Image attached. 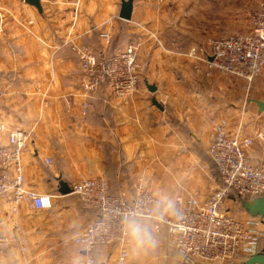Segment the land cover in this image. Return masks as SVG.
I'll return each mask as SVG.
<instances>
[{"label": "crops", "instance_id": "0c3cea01", "mask_svg": "<svg viewBox=\"0 0 264 264\" xmlns=\"http://www.w3.org/2000/svg\"><path fill=\"white\" fill-rule=\"evenodd\" d=\"M121 4L40 0L37 8L0 0V115L10 127L31 131L25 184L52 201L48 208L24 201L13 213L11 195L0 196V233L10 238L0 264H72L80 250L74 237L97 217L70 191L80 179L104 180L112 193L127 197L141 179L156 197L165 195L170 205L161 214H170L179 195L209 197L218 179L208 153L217 121L226 119L230 134L264 129L258 108L240 110L250 100L238 80L189 54L210 53L209 40L225 30L242 24L250 30L246 17L231 16L241 6L237 0H133L130 20L120 17ZM133 39L140 44L137 89L122 98L105 85L85 93L77 49L106 57ZM250 154L264 162V143ZM154 234L156 246L129 252L124 264H186L165 227ZM93 254L97 264H119L116 244Z\"/></svg>", "mask_w": 264, "mask_h": 264}, {"label": "built area", "instance_id": "2783aa9c", "mask_svg": "<svg viewBox=\"0 0 264 264\" xmlns=\"http://www.w3.org/2000/svg\"><path fill=\"white\" fill-rule=\"evenodd\" d=\"M3 12L0 11V17ZM150 32L148 29L144 28ZM1 31V29H0ZM107 41L110 35L104 33ZM158 41V40H157ZM139 47L131 40L123 49L111 56L96 57L89 49H77L80 55V85L85 93L96 92L101 85L110 89L116 98L133 93L139 82ZM210 53L190 55L205 62L210 69L243 80L249 91L251 83L264 70V1L251 15V28L247 32L218 36L209 40ZM1 102V93H0ZM90 103L84 105V113ZM6 143L0 144V196L11 195L12 212H18L22 202L35 208L52 206L51 196L37 192L25 184L23 153L27 149L31 131L21 126L10 127L0 115V136ZM264 139V129L254 136L228 132L226 119L217 121L212 130L208 153L218 170V179L209 187V197L201 200L191 193L179 195L170 214H160L153 220V229H167L171 245L178 249L186 264H242L257 253L264 242V223L260 217L249 215L235 217L229 202L238 203L242 198L264 196V162H255L250 154L255 141ZM51 164V159H47ZM82 204L97 211V217L74 237L80 241L89 234L98 237L90 251L81 247L79 256L97 260L93 251L98 247L116 244L119 246V264L129 256L127 240L120 229V213L137 201L155 200L157 197L140 179L132 197L111 192L104 180L80 179L72 186ZM10 243V238L0 233V252ZM21 246L20 251L24 252Z\"/></svg>", "mask_w": 264, "mask_h": 264}, {"label": "clouds", "instance_id": "9594fccd", "mask_svg": "<svg viewBox=\"0 0 264 264\" xmlns=\"http://www.w3.org/2000/svg\"><path fill=\"white\" fill-rule=\"evenodd\" d=\"M169 205L168 199L160 193L155 200L137 201L132 207L120 213V229L127 240L130 253L140 254L156 246L153 220L169 208ZM97 241L96 235L89 234L79 243L84 251H90ZM72 264H94V262L91 257L77 255Z\"/></svg>", "mask_w": 264, "mask_h": 264}, {"label": "rangeland", "instance_id": "374dc122", "mask_svg": "<svg viewBox=\"0 0 264 264\" xmlns=\"http://www.w3.org/2000/svg\"><path fill=\"white\" fill-rule=\"evenodd\" d=\"M236 1V0H234ZM264 0H237L238 4L237 5H241V6H238L237 7V12H233L232 13V17L235 18V16L237 17L238 21L244 17L247 18V24L251 23V15L254 13V11L260 6V4L263 2ZM228 2V0H226V3ZM246 5V10L245 9L243 10V7ZM240 8L242 10H240ZM245 11V14H243V12ZM235 14V15H234ZM243 27V24L241 25ZM232 28L231 31L230 29L229 30H225L223 31L222 35L221 36H225V35H231V34H234V33H237V32H247L249 29H246V28ZM262 74V75H261ZM260 74L259 77H257L251 84V89L249 91H247L245 88H244V84H246L243 80L239 79V78H236L234 76V78H236L238 80V83H240L243 87V94H244V99H247V100H251V99H254V98H257L258 96H261V95H264V78H262V76L264 77V70L262 71V73ZM259 90V91H258ZM245 102V101H244ZM257 108V105L255 102L253 101H248L246 103L243 104V106L241 107V111H248L250 110L251 112L255 111V109ZM250 116L253 118L255 116L251 115ZM254 129L253 127L250 128V130L247 132L248 136H254ZM254 133V134H253ZM264 143V139L263 140H259L257 139L255 141V145L252 147L253 150H255L256 152H259L262 144ZM251 149V150H252ZM254 152V151H253ZM259 154V153H258ZM259 156V155H258ZM253 159V157H252ZM254 160V159H253ZM256 161V160H255ZM259 161V160H258ZM260 162V161H259ZM229 207H230V210H231V213L237 217V218H242L244 216V213L245 211L241 208L240 205H238V203H233V202H229Z\"/></svg>", "mask_w": 264, "mask_h": 264}, {"label": "water", "instance_id": "95a60500", "mask_svg": "<svg viewBox=\"0 0 264 264\" xmlns=\"http://www.w3.org/2000/svg\"><path fill=\"white\" fill-rule=\"evenodd\" d=\"M26 3L40 7V0H25ZM133 11V0H122L120 17L125 20H130ZM152 90L155 88L152 86ZM256 103L258 111L264 113V100L251 99ZM63 187V186H62ZM63 192H67L65 187ZM72 191V189H70ZM69 192V191H68ZM241 208L251 217H260L264 223V196H256L252 198H242L240 201ZM103 264V263H100ZM242 264H264V249L249 256Z\"/></svg>", "mask_w": 264, "mask_h": 264}, {"label": "trees", "instance_id": "16d2710c", "mask_svg": "<svg viewBox=\"0 0 264 264\" xmlns=\"http://www.w3.org/2000/svg\"><path fill=\"white\" fill-rule=\"evenodd\" d=\"M116 53V52H115ZM113 55V54H112ZM111 56V55H110ZM264 249V242L261 243V245L258 247L257 252H261Z\"/></svg>", "mask_w": 264, "mask_h": 264}]
</instances>
